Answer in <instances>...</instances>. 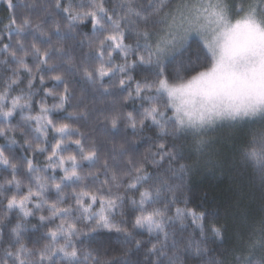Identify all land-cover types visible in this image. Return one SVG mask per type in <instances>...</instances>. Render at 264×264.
Masks as SVG:
<instances>
[{
	"label": "snow or ice",
	"instance_id": "1",
	"mask_svg": "<svg viewBox=\"0 0 264 264\" xmlns=\"http://www.w3.org/2000/svg\"><path fill=\"white\" fill-rule=\"evenodd\" d=\"M148 5L144 9L136 0H124L110 9L106 0H55V15L67 29L61 35L59 22L53 21L50 33L47 20L34 24L30 17L18 18L17 5L7 0L12 15L0 33V73L11 74H0V137L5 140L0 145V169L8 171L9 178L0 184V195L5 196L4 215L15 212L17 222L10 226L12 243L0 264H82V249L76 241L100 232L123 234L124 255L130 254L128 246H141L134 231L155 235L160 248L153 244L149 251L159 255L168 244L167 224L183 227L189 219L200 239H190L185 247H194L197 256L207 252L209 235L222 242L224 227H206L207 214L186 206L176 207L171 218L168 212L177 203L175 192L183 190V181L196 165L215 166L212 156L219 155L216 149L222 143L218 133L249 129L250 139L240 148V160L264 180V0H148ZM44 11L51 15L48 7ZM88 25L90 35L81 31V26ZM158 27L162 31L153 39L151 30ZM129 32L135 34L134 45L126 43ZM77 35L87 41L86 45L85 40L79 41V46L90 50L80 64L63 47L52 45L53 36L63 42L76 40ZM29 37L30 46L26 44ZM37 40L48 47H38ZM29 56L34 66L28 63ZM116 56L123 62L115 63ZM57 59L62 63L57 64ZM170 64L178 69L171 76L166 74ZM137 68L147 70L142 81L133 80L131 73ZM73 69L82 72L89 84L99 85L104 94L115 96L109 89L119 87L122 104H139L127 111L114 106L105 116L112 135L123 123L133 139L114 145L102 163L96 141H88L72 123L65 122L87 120V113L54 116L71 101L64 76ZM46 80L56 83L48 87ZM61 85L62 92L57 90ZM40 92L43 95L36 100ZM48 97H53L51 106ZM146 127L155 131L157 139L148 154L137 159L131 146ZM189 138L187 149L175 143ZM17 148L31 155L17 157ZM185 151L195 162L192 166L181 162ZM41 155L43 165L36 160ZM165 163L164 176L150 184L148 167L161 169ZM21 169L23 179L19 178ZM169 173L181 179L175 191L167 186ZM165 188L173 192L171 202L153 207ZM126 203L134 214L132 230L126 220H115L117 213L124 217ZM33 218L46 228L36 251L22 242ZM3 227L0 220V237ZM237 240L234 264H264V217L246 223ZM84 260L128 264L91 252L84 253ZM169 264H180L179 258H170ZM208 264L230 262L225 254Z\"/></svg>",
	"mask_w": 264,
	"mask_h": 264
},
{
	"label": "trees",
	"instance_id": "2",
	"mask_svg": "<svg viewBox=\"0 0 264 264\" xmlns=\"http://www.w3.org/2000/svg\"><path fill=\"white\" fill-rule=\"evenodd\" d=\"M124 0H106V6L108 8L114 7L116 4L123 3ZM155 2V0H153ZM178 2V0H177ZM13 3L17 5L15 9V15L20 17H30L33 23H40L47 20L48 24L46 30L50 33L53 31V21L61 24V35H64L67 29L64 27V22L55 15L54 3L55 0H13ZM74 3H79V0H74ZM138 7L148 9V0H136ZM27 5V7H24ZM50 9L51 15L44 11V8ZM12 13L7 8V0H0V33L3 32L4 25L7 24L8 18ZM142 23V21H141ZM82 32L91 34L90 25L81 26ZM152 31L153 39L162 31L161 27H158ZM85 40L83 35H77L76 40H65L58 42L53 36L52 45L55 47H63L69 56H72L76 64H80L87 59L90 54V50L87 46L81 48L79 41ZM7 43L5 39L3 41ZM13 45L15 41H12ZM32 39L28 38L27 45H31ZM37 46L42 49L48 47L47 45L40 44L39 40L36 41ZM87 41L85 40V45ZM126 43L130 45L135 44L134 32L127 34ZM91 54H94L92 52ZM28 63L34 66L32 57L27 58ZM122 59L119 56L115 57V63H122ZM57 64L62 62L57 59ZM64 67H67L66 65ZM176 65H168L166 67V74L172 75L177 71ZM2 75H10L11 73L4 70ZM133 80H143L147 75V70L137 68L132 71ZM26 75V74H25ZM67 81V85L71 94V101L66 106V110L60 113H55L54 116H68L69 113H87L88 119L83 118L70 121L74 128H78L88 141L95 140L97 146L100 148L101 163L103 159L111 152L113 146H119L126 139L132 140L131 129H124L123 123L121 124V130L115 134H111L110 124L105 120V116L109 115L115 106L117 110H132L133 107H139V104L133 105L131 102L122 104L123 96L120 95L121 90L119 87H112L110 92L116 93L115 96L107 95L103 93V89L99 85L93 86L89 84L83 77L82 72L73 69L67 72L64 76ZM55 81L46 80V86L51 87L55 84ZM116 84L117 81H113ZM38 86V81H37ZM107 86V78H106ZM134 88V83H133ZM58 91H63V85H61ZM15 94V93H14ZM43 93L40 92L35 97L36 100L40 99ZM127 95L126 92L123 93ZM49 106L53 103V97L47 98ZM253 128L252 131H256ZM20 143L23 140L20 138L19 133L16 134ZM222 143L217 146L216 151L219 155L212 156V162L215 166H209L204 163L196 165V170L191 171L189 175L183 181V190L175 192L177 203L171 206L168 212V217L171 218L175 215V208L180 207L195 210L197 213L205 212L207 219L205 226L208 227L212 224L223 226L224 240L217 241L209 235V239L206 243L207 252L200 256L195 254L194 247H185L187 242L192 240H199V230L195 225L191 223V220H186L183 227L179 223L167 224V231L169 232V240L167 246L164 248L163 254H152L149 249L153 244H156L157 248H160V241L157 240L155 235L149 236L146 232H135V239L141 241V246L136 249L134 244L128 246L131 251L130 254L124 255L126 246L123 243L125 237L123 234H117L115 232H100L92 234V236H83L76 241L79 248L82 249L81 260L82 264H92L91 260H84V253L91 252L93 256H99L101 259L120 258L128 262V264H169V259L178 257L180 264H208L213 259H220L227 254V260L230 264H234L233 253L238 247V236L245 231V224L250 223L252 220L264 217V180L261 176L255 172L252 168L246 167L242 164L239 156L240 148L250 139L249 129L236 131L235 133H218ZM229 135L234 136L233 140H228ZM151 138V139H149ZM156 133L153 129L146 127L144 132L139 136L135 143L131 146V153L134 158H140L148 154L149 149L154 147L156 141ZM169 144L173 143L169 139ZM177 144H184L187 149L191 144L190 138L187 140L175 141ZM5 144L4 138L0 137V145ZM87 146V145H86ZM74 147V146H73ZM16 156L31 155L30 153L23 152L22 149H16ZM37 162L40 165L45 163L44 156H37ZM192 166L195 162L188 159L187 151H185V161ZM167 163L164 168L156 169L151 166L148 167V172L152 176V180L149 183L155 182L160 177L164 176ZM9 178V172L0 169V184H3L6 179ZM23 179V169H21V176ZM181 185V179L179 175L173 176L168 174L167 186L171 187L174 191ZM121 192L124 190L121 189ZM130 195L132 193H129ZM5 195H10L6 193ZM67 196L70 198L71 190L68 191ZM135 198L138 199V193L135 194ZM173 198V192L163 190L159 197V202L153 205L156 208H163L165 203H170ZM3 202H5V196L0 195V220L4 225L3 236L0 237V259L5 256V250L9 248L12 240L9 236L10 226L17 222L16 213H12L10 217L4 215ZM186 202V203H185ZM125 215L121 217L119 213L115 216V220L119 222L121 219L127 221L128 227L132 230L131 225L134 222V214L130 209V206L126 203L124 208ZM138 214V213H137ZM59 223V221H56ZM36 228L33 231V228ZM28 231L23 234L22 242L30 251H36L42 246V237L46 228L39 227L38 218H33L30 223L27 224ZM162 241V237L160 238ZM173 240L178 243L173 244ZM177 249H180L178 252ZM14 250V249H13Z\"/></svg>",
	"mask_w": 264,
	"mask_h": 264
}]
</instances>
